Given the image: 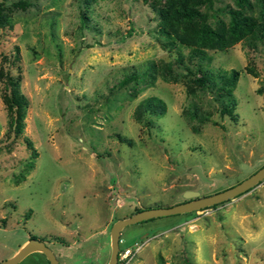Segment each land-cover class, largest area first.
<instances>
[{
    "label": "rangeland",
    "instance_id": "1",
    "mask_svg": "<svg viewBox=\"0 0 264 264\" xmlns=\"http://www.w3.org/2000/svg\"><path fill=\"white\" fill-rule=\"evenodd\" d=\"M0 2V69L19 74L28 99L14 134L0 78V261L34 236L59 264H106L114 220L187 200L186 189H224L264 164L260 40L191 58L188 46L160 43L162 0ZM229 7L234 0L199 4L212 26L227 21ZM198 66L238 70L231 114L220 113L214 90L191 81ZM129 73L137 76L121 85ZM149 95L165 109L141 122L133 112ZM119 238L134 251L115 264H264V178L216 204L127 224ZM14 264L49 263L31 251Z\"/></svg>",
    "mask_w": 264,
    "mask_h": 264
},
{
    "label": "trees",
    "instance_id": "2",
    "mask_svg": "<svg viewBox=\"0 0 264 264\" xmlns=\"http://www.w3.org/2000/svg\"><path fill=\"white\" fill-rule=\"evenodd\" d=\"M204 2H209V0H162L159 6H155L157 30L161 35L160 43L164 48L176 49V45L181 44L189 47V57L208 58L205 52L206 48L224 49L240 40H243L250 47H254L257 40L264 43V0H234L235 7L227 9V21L219 20L215 26L207 22L206 15L199 9V4ZM17 3L20 4V1L13 2V4ZM254 4L257 7L256 15L253 13ZM1 5L2 2H0V24H2ZM84 18L85 16L82 14L81 21ZM176 56L179 62L182 58L181 53L177 51ZM12 63L13 60L10 61V64ZM165 66L167 70L170 68L169 64H165ZM18 67L17 64L16 68ZM1 68L0 78L3 85L5 109L10 113L13 133H20L28 99L18 87L19 74L11 73L10 70L3 67V64ZM146 70L151 71V73L156 71L155 62L148 61ZM146 70L144 71L147 72ZM145 72H142L143 75ZM190 73L192 75L191 81L196 86L207 88L209 91L214 90L221 97L219 102L221 114L232 113L231 89L238 77L237 69L229 68V70L212 72L198 66L195 71ZM136 76V73L124 74L118 82L123 85ZM163 77L167 78L166 76ZM187 91L192 92L191 86L187 87ZM164 109L165 104L161 98L149 95L138 102L133 116L135 119L145 122L147 117L144 116V112L158 114L162 113ZM118 137L127 141L125 137L119 135ZM26 146L29 147V144ZM139 209L137 208L135 211Z\"/></svg>",
    "mask_w": 264,
    "mask_h": 264
},
{
    "label": "water",
    "instance_id": "3",
    "mask_svg": "<svg viewBox=\"0 0 264 264\" xmlns=\"http://www.w3.org/2000/svg\"><path fill=\"white\" fill-rule=\"evenodd\" d=\"M189 171L194 172L199 180H210L197 166H191ZM263 178L264 164H262L245 178L224 189L206 195H199V191L195 189H186L182 191V195L188 196L190 199L177 202L169 206L141 208L125 217L114 220L109 228L110 252L106 264H115L117 260L119 233L123 226L152 217L187 212L221 202L246 191ZM31 251L42 252L49 264H59L51 248L47 246L42 240L35 237H29L12 256L1 260L0 264H14Z\"/></svg>",
    "mask_w": 264,
    "mask_h": 264
},
{
    "label": "built area",
    "instance_id": "4",
    "mask_svg": "<svg viewBox=\"0 0 264 264\" xmlns=\"http://www.w3.org/2000/svg\"><path fill=\"white\" fill-rule=\"evenodd\" d=\"M120 238L118 239V250H117V260H123L125 259L127 256L133 254L134 251V247H129V246H119L120 243Z\"/></svg>",
    "mask_w": 264,
    "mask_h": 264
},
{
    "label": "flooded vegetation",
    "instance_id": "5",
    "mask_svg": "<svg viewBox=\"0 0 264 264\" xmlns=\"http://www.w3.org/2000/svg\"><path fill=\"white\" fill-rule=\"evenodd\" d=\"M190 199V198H189Z\"/></svg>",
    "mask_w": 264,
    "mask_h": 264
}]
</instances>
